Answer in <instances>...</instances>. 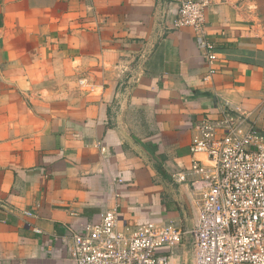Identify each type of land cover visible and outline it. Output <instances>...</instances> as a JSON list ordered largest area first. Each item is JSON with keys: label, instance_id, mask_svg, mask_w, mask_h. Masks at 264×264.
I'll return each instance as SVG.
<instances>
[{"label": "crops", "instance_id": "crops-1", "mask_svg": "<svg viewBox=\"0 0 264 264\" xmlns=\"http://www.w3.org/2000/svg\"><path fill=\"white\" fill-rule=\"evenodd\" d=\"M179 1L0 0V264H74L63 238L116 202L120 223L185 230L168 264H194L198 205L173 174L196 119L264 133V28L257 0H213L204 80Z\"/></svg>", "mask_w": 264, "mask_h": 264}, {"label": "built area", "instance_id": "built-area-1", "mask_svg": "<svg viewBox=\"0 0 264 264\" xmlns=\"http://www.w3.org/2000/svg\"><path fill=\"white\" fill-rule=\"evenodd\" d=\"M212 3L180 0L172 24L194 31L207 65L204 80L216 70L212 44L203 35ZM192 130L191 162L173 179L189 185L198 205L190 230L194 264H264V133L247 114L229 110L196 119ZM119 206L116 202L63 238L74 264H168L167 250L181 243L186 231L171 222L120 223Z\"/></svg>", "mask_w": 264, "mask_h": 264}, {"label": "rangeland", "instance_id": "rangeland-1", "mask_svg": "<svg viewBox=\"0 0 264 264\" xmlns=\"http://www.w3.org/2000/svg\"><path fill=\"white\" fill-rule=\"evenodd\" d=\"M257 5V15H258V20L261 24V26L264 28V0H257L256 1Z\"/></svg>", "mask_w": 264, "mask_h": 264}]
</instances>
